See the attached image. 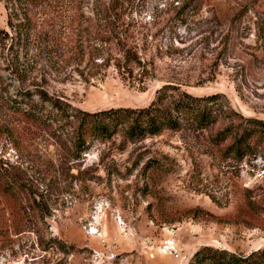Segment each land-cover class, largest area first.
Listing matches in <instances>:
<instances>
[{
	"label": "rangeland",
	"instance_id": "1",
	"mask_svg": "<svg viewBox=\"0 0 264 264\" xmlns=\"http://www.w3.org/2000/svg\"><path fill=\"white\" fill-rule=\"evenodd\" d=\"M183 1L121 0L105 18L95 0H0V172L15 182L0 188V264H173L149 256L165 239L178 264L201 246L264 247V136L240 157L217 137L264 121V0ZM163 84L208 96L219 118L133 140L118 129L77 156L54 111L16 110L33 89L88 112L138 107Z\"/></svg>",
	"mask_w": 264,
	"mask_h": 264
},
{
	"label": "trees",
	"instance_id": "2",
	"mask_svg": "<svg viewBox=\"0 0 264 264\" xmlns=\"http://www.w3.org/2000/svg\"><path fill=\"white\" fill-rule=\"evenodd\" d=\"M18 1L34 2L36 0ZM95 1L94 14L103 13L105 18L110 13L115 14L122 3L121 0H103L100 3ZM200 4V0H185L179 7L181 10L188 8L186 11L193 12L199 8ZM122 57L129 63H133L136 58L129 48L122 50ZM24 92L29 93L28 97L31 94L37 95L39 101L25 98L21 100L23 102H19L25 106L20 104L16 110H20L28 119L42 122L51 120L50 115L54 111L59 119L63 120V126L66 127L64 134L70 135L65 138V141L70 143V147L77 156L86 152L94 140H107L118 129H121L126 139L133 140L159 134L163 129L179 130L187 124L205 128L215 122L220 115L217 111L213 112L201 105L200 101L208 100V96L198 97L182 91L177 92L168 84H163L156 89L153 98L143 106L108 107L92 112L74 108L49 95L43 89ZM44 104L49 106L45 113H43ZM230 127L221 130L217 137L220 139V135H223L222 139H225L232 136L231 147L239 157L254 153L257 143L264 136V121L253 117H242L235 129L230 130ZM14 183L11 178L0 172L1 190L11 193L15 189ZM188 264H264V247L241 255L225 249L201 246L192 253Z\"/></svg>",
	"mask_w": 264,
	"mask_h": 264
},
{
	"label": "built area",
	"instance_id": "3",
	"mask_svg": "<svg viewBox=\"0 0 264 264\" xmlns=\"http://www.w3.org/2000/svg\"><path fill=\"white\" fill-rule=\"evenodd\" d=\"M156 254H167L173 258L177 257V255H180L179 259L173 264H178L180 260L185 258V254L179 250H176L172 240L170 239L163 240V242L156 248L154 253H149V256L152 257Z\"/></svg>",
	"mask_w": 264,
	"mask_h": 264
}]
</instances>
